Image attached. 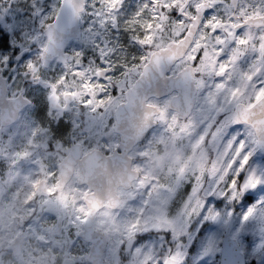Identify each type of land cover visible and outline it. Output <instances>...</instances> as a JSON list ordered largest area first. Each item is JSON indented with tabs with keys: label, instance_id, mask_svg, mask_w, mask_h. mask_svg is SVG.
<instances>
[{
	"label": "snow or ice",
	"instance_id": "6c2138e0",
	"mask_svg": "<svg viewBox=\"0 0 264 264\" xmlns=\"http://www.w3.org/2000/svg\"><path fill=\"white\" fill-rule=\"evenodd\" d=\"M25 81L94 143L0 135V245L47 210L63 264H264V0H0V133Z\"/></svg>",
	"mask_w": 264,
	"mask_h": 264
},
{
	"label": "clouds",
	"instance_id": "9594fccd",
	"mask_svg": "<svg viewBox=\"0 0 264 264\" xmlns=\"http://www.w3.org/2000/svg\"><path fill=\"white\" fill-rule=\"evenodd\" d=\"M24 86L30 89L29 95L33 99V104L26 108L24 113L28 118H34L50 128L48 152L58 153L61 156L66 155L63 149L70 147L74 143V138L75 140H87L86 137H81L80 129H73L71 113H66L58 120L49 119L43 90L38 85H33L27 81H25ZM79 119L83 120V116ZM56 141L61 144L59 150L56 148ZM54 218V213L47 210L39 214V221L28 214L24 222L16 226L17 231L26 234L20 245V254L17 255L14 250H10L6 245H0V264H63L59 249L52 243L53 239H60V237H45L41 240L38 234L29 232V225L33 224L34 221H36L35 227L38 231L42 221L53 220ZM0 232H6V222L2 217H0ZM72 239L75 241L73 250L83 245V241L76 240L74 236Z\"/></svg>",
	"mask_w": 264,
	"mask_h": 264
},
{
	"label": "rangeland",
	"instance_id": "374dc122",
	"mask_svg": "<svg viewBox=\"0 0 264 264\" xmlns=\"http://www.w3.org/2000/svg\"><path fill=\"white\" fill-rule=\"evenodd\" d=\"M75 111H76V107L73 106V111L71 113L72 117L74 116ZM32 120H35V119L34 118H28L27 115L24 112H22L20 114L19 118L17 119V121L11 125H8L6 131L0 133V135H2L5 140H7L9 134H15V140L17 143H19L21 140L22 134L25 131L24 122L25 121H32ZM101 142H103V141H101ZM82 143H83L84 147H90V146H92V143H94V141L92 143H90L88 140H84V141H82ZM71 146L68 148H71Z\"/></svg>",
	"mask_w": 264,
	"mask_h": 264
},
{
	"label": "water",
	"instance_id": "95a60500",
	"mask_svg": "<svg viewBox=\"0 0 264 264\" xmlns=\"http://www.w3.org/2000/svg\"><path fill=\"white\" fill-rule=\"evenodd\" d=\"M16 121H17V120H16ZM16 121H14V122H16ZM14 122H12L11 124H13ZM11 124H10V125H11ZM71 147H72V146H71Z\"/></svg>",
	"mask_w": 264,
	"mask_h": 264
}]
</instances>
